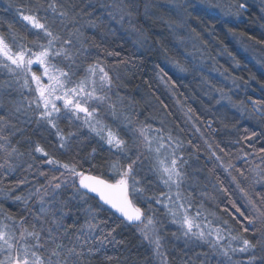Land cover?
Here are the masks:
<instances>
[{"label":"snow or ice","instance_id":"1","mask_svg":"<svg viewBox=\"0 0 264 264\" xmlns=\"http://www.w3.org/2000/svg\"><path fill=\"white\" fill-rule=\"evenodd\" d=\"M171 3L174 7L169 11L175 14V18L169 15L165 22L170 28L187 26L197 38L200 33L189 25L190 19L200 20L202 17H208L217 23L228 24L230 18L241 17L250 7L248 0H171ZM9 7L16 8L21 20L27 22L26 28L30 25L27 30L32 39L29 40L27 35L20 33L11 24L7 34L0 32V68L7 69L12 77L11 80H0V113H3L0 114V133L7 128L14 130L8 135L0 134V141H3L0 143V152H4L6 157H12L13 154L24 155L17 147L11 145V136L16 132L25 131L12 123V118L19 120L21 124L35 123L37 126L47 125L56 129L59 147L70 149V141L77 133L69 132L65 136L59 128L57 120L63 109L65 117L70 121L81 120L83 114V124L90 132L109 146V152L114 149L119 155L108 161L112 176L105 178L102 174L86 173L83 166L78 167L77 163H61L37 144L34 151L47 157L44 163L58 165L64 171L59 177L52 176L46 184L30 189L27 195L9 197L20 202L23 209L19 215L0 212V264H93L96 253L101 251L105 242L112 237L111 231L104 233L96 222L98 209L91 205L83 207L88 199L97 197L100 209L107 205L109 210H114L113 215L118 213L119 217L136 225L142 242H146L151 250L154 264L156 261L159 264H168L167 253L162 250L163 237L159 234L155 217L147 215L135 202L138 199L150 201L155 198L157 204L162 203L158 197L143 195L146 192L145 185L151 184L152 181L147 179V174H139L137 165L143 163L142 147L155 154L148 172L157 176L169 190L166 198L172 201V206L168 212L172 223L179 225L180 233L185 238V247L193 240L207 244L211 253L217 257V264H257L258 261L264 264V192L255 190L256 185H264V170H260L259 165L249 170L255 173V178L248 189L241 187L240 179L229 172L232 183L240 190L245 200L243 206H237L233 202L234 212H229L232 220L240 224L241 231H235L228 220L217 216L216 213H208L213 219H208L199 209L195 215H191V194L185 197L181 192L182 185L188 179L187 173L181 170V164L178 163L182 158L177 157L174 150L170 153L162 152V149H165V139L170 144L175 142L176 147H180V142L174 140L171 133L167 137L160 135L162 129H156L158 135L150 137L147 134V128L150 126L135 127L132 118L117 109L110 93L114 86L122 84L120 65L106 64L99 54L85 63L92 55L89 49L100 47L95 44L94 38L86 35V29L101 30L104 36L122 32L134 38L133 44L138 49L144 48L148 37L140 17L143 15L146 20L152 19L151 10L157 7L154 0H27L22 5L10 2ZM189 8L196 12V16ZM259 8L264 13V0H260ZM212 27L214 28L215 24ZM229 31L234 36L245 35L237 34L232 29ZM248 39L253 40L254 44L264 46V40L251 36ZM164 51L166 59L179 72L189 70L176 55L168 56L167 48ZM104 52L107 56L113 55L107 49H104ZM57 58L65 62L64 67L54 62ZM233 60L238 67L240 62L235 57ZM120 63L126 66L131 61L125 59ZM257 63L264 64V60H257ZM34 64L42 67L43 72L40 75L32 70ZM161 79L163 80V76ZM231 79L235 83L237 78ZM171 87H175V84ZM24 90L32 94L31 97L23 95ZM216 91L221 93L222 100L232 103L231 97L227 96L223 89ZM13 93L19 95L14 97ZM117 97L123 105L124 97H120L118 93ZM58 101L62 102L60 106L57 105ZM105 105L111 117L120 120L127 131L132 133L129 139L122 138L105 122L100 114V109ZM252 105L253 113L260 112V101H252ZM233 106L236 105L233 103ZM153 144L156 146L153 147ZM95 152L96 149L93 148V158ZM261 152H264V149ZM122 160L126 163H122ZM17 166L9 163L6 158L4 163L0 164V169L7 167L11 172ZM28 168L31 169L32 164H29ZM39 174L45 175L44 172ZM240 177L248 179L244 172H240ZM19 183L27 181L22 180ZM68 188L73 191L65 195ZM173 188L176 189L174 198L171 195ZM220 190L227 192L223 187ZM250 192L254 193V196L250 195ZM184 201H187V206ZM200 207L203 208V205ZM81 212L82 223L79 215ZM98 231L100 235H97ZM225 233L228 240L226 245L222 243ZM172 235L180 238L176 233ZM233 242H236L237 246H233ZM237 253L251 255L246 261L234 260L233 256ZM197 255L205 258L201 264H209V253ZM190 261L191 258L182 260L181 264H190Z\"/></svg>","mask_w":264,"mask_h":264},{"label":"trees","instance_id":"2","mask_svg":"<svg viewBox=\"0 0 264 264\" xmlns=\"http://www.w3.org/2000/svg\"><path fill=\"white\" fill-rule=\"evenodd\" d=\"M10 2L22 5L27 0H0V32L7 34L11 24L20 33L27 35L29 40L32 39L27 30L30 25L25 27L27 22L21 20L15 7H9ZM154 3L157 7L151 10L152 19L146 20L143 15L140 17L148 37L144 48L138 49L133 44L134 38L122 32L104 36L101 30L86 29V35L94 38L95 44L100 47L89 49L92 55L85 63L99 54L106 64L120 65L122 84L114 86L113 90L120 97H124V100L122 107L117 109L127 112L135 127L150 126L147 132L162 129L163 136L167 137L171 133L174 140L180 142L177 155L182 158L179 161L181 170L188 175L181 192L185 197L191 194L190 213L195 215L198 209L205 216H208V213H216L217 216L228 220L235 231H241L240 224L232 220L229 212H234L233 202L237 206H243L245 200L240 190L232 183L229 172L240 179L241 187L248 189L255 178V173L249 170L257 165L260 170H264V152H261L264 149V115L260 114L264 113V64L257 63V60H264V46L254 44L253 40L248 39L251 36L264 40V13L256 4H250L244 19L240 21L221 24L208 17H202L200 20L190 19L189 25L200 33L197 38L190 32L189 27L170 28L165 22L169 15L175 18V14L170 13V8L167 7L170 0H154ZM189 11H193L196 16L193 9ZM140 12L143 13V3ZM229 29L245 35L234 36ZM165 48L168 49V56L176 55L189 70L179 72L174 68L166 59ZM104 49L111 51L113 55L107 56ZM233 57L240 62L238 67ZM125 59L131 63L126 66L121 64ZM57 61L61 66H65V62L59 58ZM231 77L237 78L235 83ZM11 78L7 69L0 68V80ZM173 83L175 87H171ZM216 89H223V92L231 97L232 103L222 100L221 93ZM18 95L13 93L14 97ZM23 95L31 97L32 94L24 90ZM114 96L118 99L117 94L114 93ZM147 97L156 104L155 110L147 104ZM252 101L261 102L260 112L253 113ZM233 103L236 106H233ZM107 110L109 111L105 105L102 112L106 113ZM161 115L165 119L163 124ZM12 123L25 129L23 133L16 132L11 136V145L17 147L24 155L13 154L12 157H6L4 152H0V164L7 158L9 163L18 165L11 172L7 167L0 169V212L22 214L23 205L9 197L27 195L30 189L46 184L52 176L59 177L64 171L58 165L44 163L47 157L34 151L37 144L61 163H77L78 167L82 165L88 173L111 178L108 161L115 159L119 154L114 149L109 152V146L82 123L70 121L64 115L60 117L59 128L62 131L66 134L77 133L72 137L71 147L67 150L59 147L55 130L50 126L21 124L15 118H12ZM13 131L12 128H7L0 134L8 135ZM172 144L176 145L175 142ZM93 148L96 149L94 158L91 155ZM141 152L143 163L137 165L139 174H147V179L152 181L151 184L145 185V196L154 197L155 191L162 190V183L157 176L148 172L152 164L148 158L149 152L143 147ZM121 162L126 163L123 160ZM29 164H32L31 169L28 168ZM40 172L45 175L41 176ZM240 172H244L248 179L240 177ZM22 180L27 183L20 184L19 181ZM222 187L227 189L226 193L220 190ZM255 190L264 192V185H256ZM72 191L73 189L68 188L65 195L71 194ZM250 195L254 196V193L250 192ZM135 202L147 215L155 217L159 234L163 237L162 250L167 253L168 264H181L182 260L187 261L190 258V264H201L205 258L197 253L204 252L209 253L211 257L209 264H217V257L211 253L207 244L193 240L185 247V238L180 233L179 225L172 223V219L163 209L157 207L155 198L147 202L141 199ZM201 204L203 208L200 207ZM89 205L98 209L96 222L100 228L104 233L111 231L114 237H109L101 251L96 253L93 264H154L151 250L146 242H142L135 224H130L118 214L113 215L114 211L109 210L106 205L100 209L98 197L88 199L83 207ZM79 215L82 223L83 213ZM208 219L213 218L208 216ZM113 229L115 231H112ZM173 233L180 238L177 239ZM97 235H100L99 231ZM222 243H228L227 233ZM233 246H237V243L233 242ZM256 252L259 254V249ZM249 255L251 253H237L233 259L246 261ZM107 257L112 259L108 260ZM155 264L159 262L156 261Z\"/></svg>","mask_w":264,"mask_h":264},{"label":"rangeland","instance_id":"3","mask_svg":"<svg viewBox=\"0 0 264 264\" xmlns=\"http://www.w3.org/2000/svg\"><path fill=\"white\" fill-rule=\"evenodd\" d=\"M157 4H159L158 2H157ZM248 4L250 5V4H256L257 6H259L260 5V0H248ZM167 7H169L170 9H172L173 7H174V5L171 3V0H170V3H168L167 4ZM192 8H189V10H191ZM245 14V13H244ZM244 14L241 16V17H239V18H235V17H233V18H230V21H240V20H243L244 19ZM246 48V47H245ZM54 62H56V63H58V65L60 66V67H63V66H61V64L56 60V61H54ZM32 70L34 71V72H36V74L37 75H40L42 72H43V69H42V67H40L39 65H33V67H32ZM83 73H81L80 75H82ZM221 75V74H220ZM44 82L46 83L47 82V80H46V78H44ZM33 87H34V85H33ZM114 93L115 94H117L116 93V91H114L113 89H112V92L110 93V95H111V97H112V101L113 102H115L116 104H117V108L119 107V108H121L122 106H121V103H120V101L116 98V96H114ZM61 103L62 102H60V101H58L57 102V105L58 106H60L61 105ZM147 104L149 105V107L150 108H152V109H154L155 110V107H156V104L154 103V102H152L151 101V99L149 98V97H147ZM104 108V106L100 109V114L104 117V119H105V122L107 123V124H109L112 128H113V130L114 131H117L121 136H122V134L121 133H123V135L124 136H122V138H124V139H129L130 137H127L128 135H132V133H130V132H128L127 131V129L123 126V124L121 123V121L120 120H114L112 117H111V115L109 114V111L107 110L106 111V113H104V112H102V109ZM122 110V109H121ZM123 111V110H122ZM124 112V111H123ZM127 115H128V113L127 112H125ZM160 114V113H159ZM62 115H64L65 116V112H64V110L63 109H61V113L59 114V117H61ZM107 115V116H106ZM163 115V114H162ZM161 115V120H163L164 122H165V119H163L164 118V116H162ZM131 117V116H130ZM132 118V117H131ZM133 120V119H132ZM73 121H75V122H77V123H82L83 124V114H81V120H75V119H73ZM57 123H58V126H59V123H60V118L57 120ZM84 125V124H83ZM86 126V125H85ZM87 127V126H86ZM88 128V127H87ZM54 129V128H53ZM55 130V134H56V129H54ZM156 129H152V130H149L148 132H147V134L150 136V137H156L157 135H158V133L155 131ZM62 131V130H61ZM63 132V134L65 135V136H67L68 134H66L64 131H62ZM160 135H162L161 133H160ZM57 136V135H56ZM57 139H58V141H59V138L57 137ZM164 143H165V149H162V152H164V153H170V152H172L173 150L175 151V153H176V156L178 157V155H177V148L178 147H176V145H174V144H170L166 139H165V141H164ZM156 145L155 144H153V147H155ZM154 153H151V152H149V155H148V158H149V160L151 161V163H153L154 162ZM178 163H179V161H178ZM111 173H112V171H111ZM168 188L165 186V185H163L162 184V190L161 191H155L156 193H155V195H154V197H158V198H160L161 199V201H162V203H160V204H157L156 203V200H155V203L158 205L157 207H159V208H162L163 209V211L171 218V216H170V214H169V212H168V209H169V207H171L172 206V201L171 200H169V199H167L166 198V195L168 194ZM165 194V195H161V194ZM175 193H176V189L175 188H173L172 189V192H171V195L173 196V198L175 197ZM144 196H145V193L143 194ZM146 197V196H145ZM141 200H143V201H145V202H147L146 200H144V199H141ZM185 202V201H184ZM185 204H186V206H187V203L185 202ZM189 212H190V209H189ZM191 214V213H190ZM192 215V214H191ZM0 219H2V217H0ZM172 219V218H171Z\"/></svg>","mask_w":264,"mask_h":264},{"label":"water","instance_id":"4","mask_svg":"<svg viewBox=\"0 0 264 264\" xmlns=\"http://www.w3.org/2000/svg\"><path fill=\"white\" fill-rule=\"evenodd\" d=\"M86 173H88V172H86ZM91 174H93V173H91ZM94 195V194H93ZM107 206V205H106ZM108 207V206H107ZM114 211V210H113ZM118 214V213H117ZM119 215V214H118Z\"/></svg>","mask_w":264,"mask_h":264}]
</instances>
